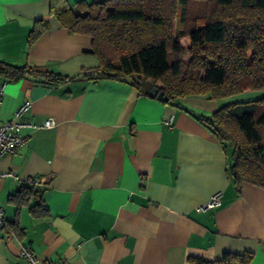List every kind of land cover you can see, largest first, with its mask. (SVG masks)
Masks as SVG:
<instances>
[{"label": "crops", "instance_id": "crops-1", "mask_svg": "<svg viewBox=\"0 0 264 264\" xmlns=\"http://www.w3.org/2000/svg\"><path fill=\"white\" fill-rule=\"evenodd\" d=\"M37 21L47 29L29 45ZM91 41L62 28L50 0H0V61L70 78L5 88L0 124L29 101L22 120L35 127L17 132L25 139L17 154L0 156V207L15 230H0V264H29L22 245L43 263L187 264L250 252L251 264H264V189L233 183L230 149L198 119L245 93L164 103L129 82L84 77L99 65ZM48 118L55 125L41 128ZM32 177L43 181L33 188L44 217H34L33 199L10 200ZM215 193L220 206L198 210Z\"/></svg>", "mask_w": 264, "mask_h": 264}, {"label": "trees", "instance_id": "trees-1", "mask_svg": "<svg viewBox=\"0 0 264 264\" xmlns=\"http://www.w3.org/2000/svg\"><path fill=\"white\" fill-rule=\"evenodd\" d=\"M50 14L69 34L91 38L90 53L99 65L96 73L84 77L129 82L144 94L156 86L168 101L264 91V0H106L73 7L65 0H50ZM46 29V23L37 21L28 44ZM182 39L189 41L187 48ZM0 79L7 83L27 79L40 85L70 80L2 61ZM198 119L230 149L233 183L264 189V97L228 102L210 117ZM31 199L34 217L46 216L32 186H22L10 200L19 206ZM4 230L15 233L10 222ZM253 257L250 252L224 253L213 261L188 258L187 264H251Z\"/></svg>", "mask_w": 264, "mask_h": 264}, {"label": "built area", "instance_id": "built-area-1", "mask_svg": "<svg viewBox=\"0 0 264 264\" xmlns=\"http://www.w3.org/2000/svg\"><path fill=\"white\" fill-rule=\"evenodd\" d=\"M7 81L0 79V107L3 100ZM31 102L26 101L14 113V120L6 121L0 124V156L3 155H15L24 146L25 139L20 137L17 132L24 127H35L30 123H26L22 120L23 116L29 111ZM172 117L165 120V124L168 127H172ZM55 125V121L52 118H48L44 121L41 128H52ZM13 176L12 173H6L3 177ZM29 186L39 187L43 184L42 179L32 177L27 180ZM220 206V193L213 194L209 200L202 206L198 207V210L206 211L214 209ZM8 224L3 209L0 207V230H4ZM9 234H6V236ZM19 257L24 259L29 264H56V263H43L31 250L29 245H22L19 251Z\"/></svg>", "mask_w": 264, "mask_h": 264}, {"label": "rangeland", "instance_id": "rangeland-1", "mask_svg": "<svg viewBox=\"0 0 264 264\" xmlns=\"http://www.w3.org/2000/svg\"><path fill=\"white\" fill-rule=\"evenodd\" d=\"M177 27V23H176ZM181 44L183 45L184 48H187L189 46V41L187 39H182ZM186 59V58H185ZM261 97H264V91L261 92H247L245 95H239L238 97L229 99V103L235 102V101H240V100H256Z\"/></svg>", "mask_w": 264, "mask_h": 264}, {"label": "water", "instance_id": "water-1", "mask_svg": "<svg viewBox=\"0 0 264 264\" xmlns=\"http://www.w3.org/2000/svg\"><path fill=\"white\" fill-rule=\"evenodd\" d=\"M135 79H139V76H135ZM150 98H155L160 102H168V98L164 96L162 91H159L158 87L153 86L147 93Z\"/></svg>", "mask_w": 264, "mask_h": 264}]
</instances>
